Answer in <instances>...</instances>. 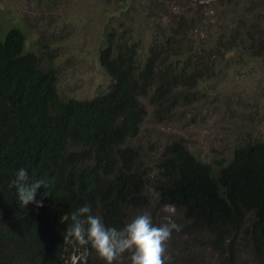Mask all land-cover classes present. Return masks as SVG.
Instances as JSON below:
<instances>
[{
	"label": "trees",
	"instance_id": "obj_1",
	"mask_svg": "<svg viewBox=\"0 0 264 264\" xmlns=\"http://www.w3.org/2000/svg\"><path fill=\"white\" fill-rule=\"evenodd\" d=\"M164 51H152L139 66L130 47L109 41L99 56L112 78L109 90L91 100H64L56 70L27 49L23 30L0 33V264H72V214L88 205L106 227L122 230L128 211L145 205L149 185L162 204L183 211V232L205 233L213 248L232 256L244 229L245 243L264 264L263 141H247L218 169L174 142L152 180L139 149L127 145L156 76L164 82L155 95L171 91L169 67L157 64ZM21 168L29 183L45 181L35 197L42 208L18 203L12 182Z\"/></svg>",
	"mask_w": 264,
	"mask_h": 264
},
{
	"label": "rangeland",
	"instance_id": "obj_2",
	"mask_svg": "<svg viewBox=\"0 0 264 264\" xmlns=\"http://www.w3.org/2000/svg\"><path fill=\"white\" fill-rule=\"evenodd\" d=\"M14 26L42 66L56 70L64 100H91L109 90L112 78L99 60L109 41L130 47L139 66L152 51L166 50L157 64L169 67L171 91L155 95L164 82L156 76L141 98L138 133L127 143L139 149L151 180L174 142L216 169L247 141L264 142V0H0V33ZM164 206L149 185L145 205L128 211L124 227L144 213L154 225L165 223ZM247 219L249 226L252 216ZM171 220L180 230L165 242V264H262L244 229L230 256L205 233L183 232V211ZM69 249L72 264H106L90 244L72 238ZM131 256L120 254L113 264H132Z\"/></svg>",
	"mask_w": 264,
	"mask_h": 264
},
{
	"label": "clouds",
	"instance_id": "obj_3",
	"mask_svg": "<svg viewBox=\"0 0 264 264\" xmlns=\"http://www.w3.org/2000/svg\"><path fill=\"white\" fill-rule=\"evenodd\" d=\"M28 172L21 168L16 173L12 185L16 188L18 203L21 208L35 203L37 208H42L43 199L36 201L37 190L42 186L46 189L43 179L28 182ZM46 192L45 198H47ZM163 211L168 214L166 222L154 225L150 214L144 213L136 216L122 230L106 227L100 217L91 215V207L85 205L72 214V226L68 234L80 245L90 244L97 254L113 264L120 254L131 251L132 264H165V242L171 237L172 232L179 231V226L171 220L176 209L172 205H165Z\"/></svg>",
	"mask_w": 264,
	"mask_h": 264
}]
</instances>
